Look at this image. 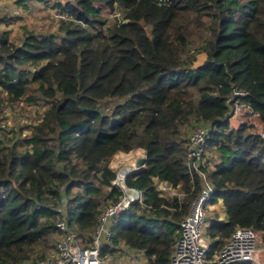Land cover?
<instances>
[{
    "label": "trees",
    "instance_id": "16d2710c",
    "mask_svg": "<svg viewBox=\"0 0 264 264\" xmlns=\"http://www.w3.org/2000/svg\"><path fill=\"white\" fill-rule=\"evenodd\" d=\"M52 8L61 14L57 33L0 38V104L46 106L14 142L0 137V264H26L47 244L56 232L51 209L64 198L73 229L88 240L123 196L112 185V159L138 150L146 165L126 186L143 202L113 223L102 256L120 245L149 264H171L200 192L181 141L200 122L214 125L208 147L219 163L210 180L226 213L206 227L216 240L211 253L237 227L264 232V137L249 125L231 128L226 104L233 86L247 91L264 127V0H69ZM196 53L206 54L202 64ZM155 179L184 199L160 197Z\"/></svg>",
    "mask_w": 264,
    "mask_h": 264
},
{
    "label": "built area",
    "instance_id": "2783aa9c",
    "mask_svg": "<svg viewBox=\"0 0 264 264\" xmlns=\"http://www.w3.org/2000/svg\"><path fill=\"white\" fill-rule=\"evenodd\" d=\"M249 95L236 86L228 94L226 104L230 108L228 124L233 129L249 125L252 131L264 137V127L259 113L255 112L244 99ZM214 125L210 122L194 123L189 132L183 135L181 144L186 150V168L191 176L193 189L198 181L200 192L190 206L189 213L180 223L179 237L174 244L171 264H264V232L254 228L237 227L224 246L212 252L216 240L206 232L207 221L217 204L214 203L215 188L210 180V173L219 163L215 152L208 147ZM11 130L10 124L0 114V135ZM143 153V151L141 150ZM123 154V153H121ZM140 161V157L136 160ZM136 163V164H137ZM143 167L133 164L117 170L113 186L120 187L123 196L106 208L98 220L90 238L83 240L73 229L69 215L67 199L51 210L54 214L56 232L55 249L48 257L31 260L26 264H110L102 256L106 246L113 238L112 225L134 202H143L140 190L126 186V179ZM116 170V169H115ZM156 191L160 197L169 201H182L184 194L173 185L155 179ZM212 254V255H211Z\"/></svg>",
    "mask_w": 264,
    "mask_h": 264
},
{
    "label": "rangeland",
    "instance_id": "374dc122",
    "mask_svg": "<svg viewBox=\"0 0 264 264\" xmlns=\"http://www.w3.org/2000/svg\"><path fill=\"white\" fill-rule=\"evenodd\" d=\"M56 1L64 6L69 0H0V38L6 35L10 40L20 42L28 33L37 35L57 33L58 19L61 18V14L57 9L52 8V5ZM193 51L194 49L192 48ZM196 58L198 60L196 64H202L206 60V54L196 53ZM45 109L46 106H43L41 102L29 105L26 101H22L11 107L4 103L0 104V113L5 117V121L11 127L10 131L2 133L0 137H5L6 140L14 142L19 137H15L14 135H17L22 128L30 127L38 123ZM188 132L189 129L183 133L187 134ZM23 133V137L24 135H30L29 131ZM139 157L140 160L145 157L144 152L142 153L141 150L129 154L120 153L112 159L111 166L118 170L121 167L133 164L134 161L137 166L136 160ZM216 212L218 211L211 212L207 221V227ZM219 218L221 219L222 217L219 216ZM57 239L58 237L53 234L47 244L39 247L31 260L34 261L41 257H48L55 249L54 245ZM107 259L110 264H149L147 258L141 253H137V251L131 250L130 248H123L120 245L117 251Z\"/></svg>",
    "mask_w": 264,
    "mask_h": 264
},
{
    "label": "crops",
    "instance_id": "0c3cea01",
    "mask_svg": "<svg viewBox=\"0 0 264 264\" xmlns=\"http://www.w3.org/2000/svg\"><path fill=\"white\" fill-rule=\"evenodd\" d=\"M219 204H221L222 206ZM219 204H217V206L215 207V209L212 212L218 211L220 214V217H222L221 220H226L225 208H224L222 201Z\"/></svg>",
    "mask_w": 264,
    "mask_h": 264
},
{
    "label": "water",
    "instance_id": "95a60500",
    "mask_svg": "<svg viewBox=\"0 0 264 264\" xmlns=\"http://www.w3.org/2000/svg\"><path fill=\"white\" fill-rule=\"evenodd\" d=\"M145 165H146V158L144 157V158H142L138 163H137V166L138 167H145Z\"/></svg>",
    "mask_w": 264,
    "mask_h": 264
},
{
    "label": "bare ground",
    "instance_id": "6f19581e",
    "mask_svg": "<svg viewBox=\"0 0 264 264\" xmlns=\"http://www.w3.org/2000/svg\"><path fill=\"white\" fill-rule=\"evenodd\" d=\"M131 159V158H130ZM140 204V203H139Z\"/></svg>",
    "mask_w": 264,
    "mask_h": 264
}]
</instances>
